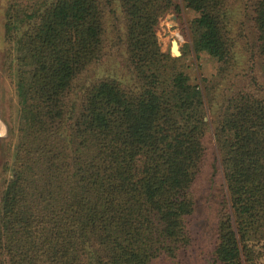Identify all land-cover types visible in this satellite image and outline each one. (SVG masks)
<instances>
[{
    "label": "trees",
    "instance_id": "obj_1",
    "mask_svg": "<svg viewBox=\"0 0 264 264\" xmlns=\"http://www.w3.org/2000/svg\"><path fill=\"white\" fill-rule=\"evenodd\" d=\"M184 7L199 14L189 50L219 62L215 83L191 85L181 57L157 41L159 20ZM223 7L224 0H34L20 10L0 264H257L264 86L255 76L222 83L233 66ZM253 25L264 63V0L254 3ZM110 43L126 75L87 80ZM200 186L214 231L186 263L197 245Z\"/></svg>",
    "mask_w": 264,
    "mask_h": 264
},
{
    "label": "rangeland",
    "instance_id": "obj_2",
    "mask_svg": "<svg viewBox=\"0 0 264 264\" xmlns=\"http://www.w3.org/2000/svg\"><path fill=\"white\" fill-rule=\"evenodd\" d=\"M34 0H0V186L4 179L10 177V164L12 162L14 139L7 135L6 122H12L17 110L16 81L19 68L16 66L13 54V40L16 39L17 31L14 23L21 15L20 10ZM257 0H224V21L231 43L232 69L222 83L230 86L238 79L246 76H255L264 86V63L259 56L258 40L253 25V7ZM199 14L193 10L183 8L181 14L174 12L165 14L156 28L157 41L161 50L168 51L173 57H181V70L186 74L188 82L195 85L202 78H207L210 83H215L219 78V62L205 52L195 53L189 50L191 20ZM13 23V26H12ZM175 40L181 54L172 53L170 47ZM115 43V40H113ZM112 43V42H111ZM108 45L110 53L108 58L96 65L87 74V80L103 75H126L125 68L122 69V56L115 51V46ZM118 45V44H117ZM118 47V46H117ZM118 73V74H116ZM227 90V87H226ZM197 209L195 217H200L194 223L197 245H192L184 262L188 263L201 250L209 247L212 239L214 225L210 218V204L206 202L204 187L197 190ZM214 212V211H213ZM207 246V248H206ZM257 264H264V245L255 244ZM212 260L207 257V264ZM154 264H163L158 260Z\"/></svg>",
    "mask_w": 264,
    "mask_h": 264
},
{
    "label": "water",
    "instance_id": "obj_3",
    "mask_svg": "<svg viewBox=\"0 0 264 264\" xmlns=\"http://www.w3.org/2000/svg\"><path fill=\"white\" fill-rule=\"evenodd\" d=\"M170 49L172 53L176 54L177 56L181 54L180 50L177 47V42L175 40H172Z\"/></svg>",
    "mask_w": 264,
    "mask_h": 264
},
{
    "label": "bare ground",
    "instance_id": "obj_4",
    "mask_svg": "<svg viewBox=\"0 0 264 264\" xmlns=\"http://www.w3.org/2000/svg\"><path fill=\"white\" fill-rule=\"evenodd\" d=\"M177 47H178V45H177Z\"/></svg>",
    "mask_w": 264,
    "mask_h": 264
}]
</instances>
